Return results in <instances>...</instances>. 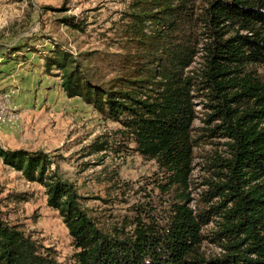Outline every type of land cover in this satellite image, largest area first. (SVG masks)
I'll return each mask as SVG.
<instances>
[{
  "label": "trees",
  "instance_id": "obj_1",
  "mask_svg": "<svg viewBox=\"0 0 264 264\" xmlns=\"http://www.w3.org/2000/svg\"><path fill=\"white\" fill-rule=\"evenodd\" d=\"M61 20L82 30L74 16ZM120 20V52L75 56L54 43L41 53L43 72L56 71L67 97L119 123L141 156L169 171L167 186L179 189L169 207L160 213L149 203L134 205L133 216L101 225L48 153L0 146L2 162L44 187L46 204L58 212L75 248L66 264H264V0H207L199 11L191 0H131ZM199 53V82L217 99L214 115L223 122L229 156L218 164L226 169L216 172L221 181L210 182L202 197L205 205L215 195L221 201L195 209L187 187L198 86L188 68ZM14 54L26 58L21 45L3 57L17 59ZM95 54L114 77L100 79L90 65ZM106 148V141L95 140L89 150ZM214 216L218 228L203 235ZM205 238L222 248L221 257L205 255ZM0 264L62 263L0 208Z\"/></svg>",
  "mask_w": 264,
  "mask_h": 264
},
{
  "label": "rangeland",
  "instance_id": "obj_2",
  "mask_svg": "<svg viewBox=\"0 0 264 264\" xmlns=\"http://www.w3.org/2000/svg\"><path fill=\"white\" fill-rule=\"evenodd\" d=\"M130 1L0 0V105L12 108L16 117L13 124L0 125V146L48 153L59 173L76 185L83 205L106 226L133 216L134 205L149 203L164 213L179 189L169 188V171L154 159L141 156L132 139L121 133L119 123L103 118L78 97H67L56 71L43 72L41 53L54 43L75 56L84 51H96L102 56L120 52L117 37L120 18ZM191 1L197 11L207 2ZM67 16L78 18L82 30L63 23L61 18ZM203 39L200 34V48ZM24 43L36 52H29ZM15 45L24 47L26 58L14 54L11 58L17 59L5 60L7 48ZM199 55L188 68L199 87L193 90L196 116L191 131L194 146L187 187L190 206L195 209L221 201L215 195L205 205L202 197L211 189V183L221 181L222 173L216 172L226 169L218 164L221 158L229 156L223 122L214 115L217 99L199 82L203 68ZM96 56L91 58L90 65L98 71L100 79L114 77L116 72L111 66ZM95 140L106 141L108 148L91 152L89 147ZM0 183L4 217L21 226L44 247L53 249L60 263L72 261L75 248L71 237L58 212L46 204L44 187L23 178L1 158ZM218 221L219 217L214 216L202 228L203 235L215 231ZM201 248L207 257H221L223 253L209 238L203 240Z\"/></svg>",
  "mask_w": 264,
  "mask_h": 264
},
{
  "label": "built area",
  "instance_id": "obj_3",
  "mask_svg": "<svg viewBox=\"0 0 264 264\" xmlns=\"http://www.w3.org/2000/svg\"><path fill=\"white\" fill-rule=\"evenodd\" d=\"M14 120H16V117L13 114V109L7 105H0V125L13 124Z\"/></svg>",
  "mask_w": 264,
  "mask_h": 264
},
{
  "label": "crops",
  "instance_id": "obj_4",
  "mask_svg": "<svg viewBox=\"0 0 264 264\" xmlns=\"http://www.w3.org/2000/svg\"><path fill=\"white\" fill-rule=\"evenodd\" d=\"M5 60H6V58H5Z\"/></svg>",
  "mask_w": 264,
  "mask_h": 264
}]
</instances>
